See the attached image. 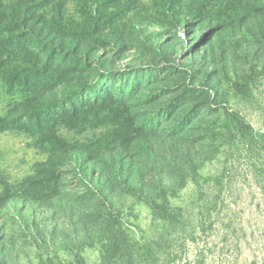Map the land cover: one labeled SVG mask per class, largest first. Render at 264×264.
Masks as SVG:
<instances>
[{"label":"trees","instance_id":"trees-1","mask_svg":"<svg viewBox=\"0 0 264 264\" xmlns=\"http://www.w3.org/2000/svg\"><path fill=\"white\" fill-rule=\"evenodd\" d=\"M158 1L151 35L150 17L125 19L119 0H0V86L13 97L0 135L28 134L47 152L19 196L0 193V264H16V238L46 253L105 243L114 256L124 201L181 188L248 129L225 104L264 68V0H219L212 12ZM127 55L177 72L127 93L102 88ZM2 212L15 234L2 228Z\"/></svg>","mask_w":264,"mask_h":264},{"label":"rangeland","instance_id":"rangeland-1","mask_svg":"<svg viewBox=\"0 0 264 264\" xmlns=\"http://www.w3.org/2000/svg\"><path fill=\"white\" fill-rule=\"evenodd\" d=\"M202 3L210 12L221 5L219 0H183L179 10L188 12ZM119 4L129 8L125 19L135 14L148 16L149 33L160 31L158 0H119ZM68 11L76 15L75 4H69ZM178 34L182 36L181 31ZM131 60L136 67L125 68ZM173 66H149L127 55L118 63L117 70L101 78L100 84L114 93H127L159 76H173L177 72ZM12 98L0 86V115ZM225 106L234 110L248 129L241 136L228 137L216 156L187 177L181 188L152 202L124 201L118 210L119 251L114 256H108L105 243L79 252L46 253L16 238L15 263L264 264V68L261 73L250 75L241 92L230 91ZM222 120L220 115L216 126ZM62 135L69 140L74 138L69 133ZM46 155L44 148L28 134H1L0 193L19 196L21 183L33 175ZM26 212L32 213L28 209ZM1 216L4 231L14 233V219L8 212Z\"/></svg>","mask_w":264,"mask_h":264}]
</instances>
